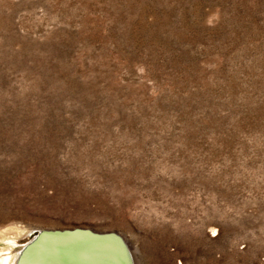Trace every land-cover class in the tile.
Returning a JSON list of instances; mask_svg holds the SVG:
<instances>
[{"label": "rangeland", "instance_id": "1", "mask_svg": "<svg viewBox=\"0 0 264 264\" xmlns=\"http://www.w3.org/2000/svg\"><path fill=\"white\" fill-rule=\"evenodd\" d=\"M75 226L264 264V0H0V252Z\"/></svg>", "mask_w": 264, "mask_h": 264}, {"label": "water", "instance_id": "2", "mask_svg": "<svg viewBox=\"0 0 264 264\" xmlns=\"http://www.w3.org/2000/svg\"><path fill=\"white\" fill-rule=\"evenodd\" d=\"M14 264H135L124 237L89 227L38 228Z\"/></svg>", "mask_w": 264, "mask_h": 264}, {"label": "bare ground", "instance_id": "3", "mask_svg": "<svg viewBox=\"0 0 264 264\" xmlns=\"http://www.w3.org/2000/svg\"><path fill=\"white\" fill-rule=\"evenodd\" d=\"M15 228V227H14ZM27 232V230H26ZM25 232V233H26ZM22 233V232H21ZM24 233V234H25ZM30 234V233H29ZM31 235L24 237L22 239L25 242H27L30 239ZM5 250V251H4ZM17 254L11 255V252L8 250V248L2 249L0 252V264H14Z\"/></svg>", "mask_w": 264, "mask_h": 264}]
</instances>
